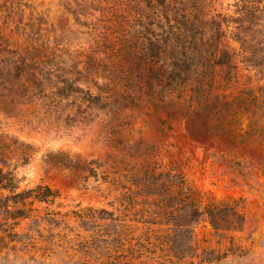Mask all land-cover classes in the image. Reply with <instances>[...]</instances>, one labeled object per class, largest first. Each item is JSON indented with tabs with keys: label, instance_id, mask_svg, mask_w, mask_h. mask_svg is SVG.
I'll return each instance as SVG.
<instances>
[{
	"label": "rangeland",
	"instance_id": "obj_1",
	"mask_svg": "<svg viewBox=\"0 0 264 264\" xmlns=\"http://www.w3.org/2000/svg\"><path fill=\"white\" fill-rule=\"evenodd\" d=\"M233 2L0 0V168L55 189L0 187V264H264V113L229 136L179 102L212 40L238 49ZM188 199L234 200L243 221L188 222Z\"/></svg>",
	"mask_w": 264,
	"mask_h": 264
},
{
	"label": "trees",
	"instance_id": "obj_2",
	"mask_svg": "<svg viewBox=\"0 0 264 264\" xmlns=\"http://www.w3.org/2000/svg\"><path fill=\"white\" fill-rule=\"evenodd\" d=\"M233 4L236 14L230 17L233 21L231 34L238 42V49L230 51L225 44L219 46L218 41L213 44L212 40V48L207 54L203 71H197L195 67V71L191 72L195 77L189 73L183 82V87L188 85V91H183L181 95H188V99L180 98L179 101L184 105L190 122L196 118L200 120L203 132L210 129L207 122L215 121L217 124L214 125V130H225L229 136L233 135L232 122L239 123L243 118L247 119L249 129L257 125L258 118L264 113V0H234ZM215 30L211 38L216 36L218 40L225 31L220 28V24ZM236 56L245 68L254 70L261 83L248 85L249 75L240 79ZM21 64L23 61L18 60L8 68L18 79L25 77L29 70L19 67ZM173 65L180 74L181 68L177 64ZM248 129L240 134L249 133ZM188 130L197 132L190 127ZM0 187L11 191V195L19 197V200H23L28 194L45 201L55 196V189L46 184L37 183L30 188L14 190L12 177L6 175L1 168ZM7 195H0V210H7L3 202ZM183 204L190 208L188 222H194L202 216L215 228L219 224L232 227L243 221V215L234 200L230 203L198 204L188 199ZM218 215L223 216V223L218 221Z\"/></svg>",
	"mask_w": 264,
	"mask_h": 264
}]
</instances>
